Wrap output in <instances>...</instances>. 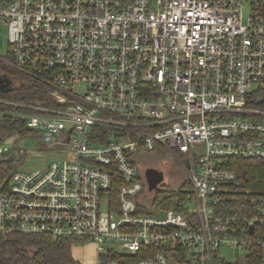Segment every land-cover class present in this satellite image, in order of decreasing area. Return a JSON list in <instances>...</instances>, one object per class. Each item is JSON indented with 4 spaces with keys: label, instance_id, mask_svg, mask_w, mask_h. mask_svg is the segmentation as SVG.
Wrapping results in <instances>:
<instances>
[{
    "label": "built area",
    "instance_id": "1",
    "mask_svg": "<svg viewBox=\"0 0 264 264\" xmlns=\"http://www.w3.org/2000/svg\"><path fill=\"white\" fill-rule=\"evenodd\" d=\"M1 22L4 62L53 100L9 102L24 110L7 114L64 157L11 172L0 237L93 243L98 254H137L132 264H215L225 246L264 249V199L244 217L220 208L237 177L226 161L264 158V0H0ZM160 148L191 180L177 208L146 198L144 161Z\"/></svg>",
    "mask_w": 264,
    "mask_h": 264
},
{
    "label": "trees",
    "instance_id": "2",
    "mask_svg": "<svg viewBox=\"0 0 264 264\" xmlns=\"http://www.w3.org/2000/svg\"><path fill=\"white\" fill-rule=\"evenodd\" d=\"M0 74L8 79V83L0 87V111L6 112L0 120L2 142L14 134L24 136L32 131L24 118L7 114L24 110L9 102L51 104L53 100L44 82L7 66L1 56ZM159 151L164 152V149L160 148ZM12 159L5 153L0 160V186L14 171ZM225 167L234 170L237 177L227 184L220 208L225 213L242 217L249 215L254 205L253 199H264V158H232L226 161ZM189 185L186 180L184 186ZM182 187L170 189L164 186L154 189L152 204L159 209L177 208L184 197ZM258 230L264 233V224H260ZM72 249L73 241L68 239L43 233L15 232L0 237V264H84ZM99 257L103 263L115 261L117 264H132L137 254L116 251L100 253ZM215 264H264V249L259 245L252 246L242 262H232L217 256Z\"/></svg>",
    "mask_w": 264,
    "mask_h": 264
},
{
    "label": "rangeland",
    "instance_id": "3",
    "mask_svg": "<svg viewBox=\"0 0 264 264\" xmlns=\"http://www.w3.org/2000/svg\"><path fill=\"white\" fill-rule=\"evenodd\" d=\"M8 26L6 23H0V56L8 57ZM8 66V65H7ZM8 143L12 146L8 155L12 152H17V156L13 158L12 164L14 169L18 170H31V169H44L48 163L54 159L63 158V154L59 152V148H48L49 143L44 141L42 136L35 131L29 134L20 136L14 134L8 139ZM3 155H0V160ZM149 164L161 169L165 173V179L162 184L157 188L167 186L170 189L186 188L185 181L188 180L191 185V180L188 177V172L182 162V158H178L168 150L164 152H157L144 161V165ZM190 185L188 187H190ZM156 188V189H157ZM155 189V190H156ZM155 190L147 192L146 198L151 201L154 198ZM105 247L108 243H104ZM119 247V245H117ZM74 254L84 264H117L115 261H107L103 263L96 252V246L93 243H86L84 245H73ZM222 254L225 258L232 262H242L244 259L243 254H236L231 247L225 246L222 248Z\"/></svg>",
    "mask_w": 264,
    "mask_h": 264
},
{
    "label": "water",
    "instance_id": "4",
    "mask_svg": "<svg viewBox=\"0 0 264 264\" xmlns=\"http://www.w3.org/2000/svg\"><path fill=\"white\" fill-rule=\"evenodd\" d=\"M7 83L8 79L0 74V87H4ZM145 176L150 191L156 189L165 179L164 171L153 166L145 169ZM251 231H253V224H251Z\"/></svg>",
    "mask_w": 264,
    "mask_h": 264
},
{
    "label": "crops",
    "instance_id": "5",
    "mask_svg": "<svg viewBox=\"0 0 264 264\" xmlns=\"http://www.w3.org/2000/svg\"><path fill=\"white\" fill-rule=\"evenodd\" d=\"M76 256V255H75ZM77 257V256H76ZM78 258V257H77Z\"/></svg>",
    "mask_w": 264,
    "mask_h": 264
},
{
    "label": "flooded vegetation",
    "instance_id": "6",
    "mask_svg": "<svg viewBox=\"0 0 264 264\" xmlns=\"http://www.w3.org/2000/svg\"><path fill=\"white\" fill-rule=\"evenodd\" d=\"M154 167V166H153Z\"/></svg>",
    "mask_w": 264,
    "mask_h": 264
}]
</instances>
